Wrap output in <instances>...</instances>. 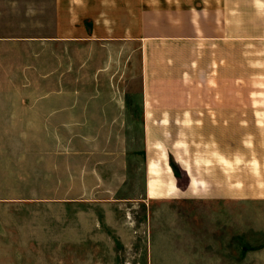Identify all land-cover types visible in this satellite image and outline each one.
I'll return each instance as SVG.
<instances>
[{"label":"crops","instance_id":"0c3cea01","mask_svg":"<svg viewBox=\"0 0 264 264\" xmlns=\"http://www.w3.org/2000/svg\"><path fill=\"white\" fill-rule=\"evenodd\" d=\"M50 2L51 31L34 25L30 33L0 32V90H11L0 96V136L31 137L29 160L61 175L62 185H70L77 162L80 183L90 184L85 194L92 181L114 176L120 183L114 191L142 185V198L151 200L179 195L166 151L153 138L177 127L167 122L195 121L187 126L196 130L203 115L207 201L232 199L231 136H258V193L235 198L264 201V0ZM77 44L96 48L84 52L89 59L75 82L69 49ZM136 72L140 91L120 96ZM104 86L110 95L99 93ZM232 86H248L254 95L232 98ZM76 88L95 92L72 95ZM153 89L206 95L172 97ZM74 143L84 151L72 152ZM182 168L189 175L185 191L199 194L198 179ZM70 193L36 199L76 201Z\"/></svg>","mask_w":264,"mask_h":264},{"label":"rangeland","instance_id":"374dc122","mask_svg":"<svg viewBox=\"0 0 264 264\" xmlns=\"http://www.w3.org/2000/svg\"><path fill=\"white\" fill-rule=\"evenodd\" d=\"M50 1L0 0V32L30 33L34 25L40 33L51 31ZM95 48L70 47L75 82L80 65L89 59L84 52ZM134 79L120 89V96L138 94L137 72ZM106 88L99 93L110 95L111 88ZM152 91L159 95L167 90ZM254 91L232 86L231 96L254 95ZM79 92L90 97L95 90L71 89L72 95ZM167 92L172 97L206 95L204 89ZM0 93L8 96L11 90ZM203 118L200 115L196 130L187 126H195V121L167 122L177 127L153 138L166 151L162 154L168 156L179 195L151 200L142 198V185L130 184L128 192L114 191L120 184L114 176L92 181L85 194L90 184L80 183L77 162L71 163L70 185H62L61 175L48 171L45 163L38 168L29 160L31 137L0 136V199L11 200H0V264H264V201L235 198L239 192L245 197L258 193V136H231L232 199L209 202L204 190L208 154ZM82 151L83 145L72 144V152ZM182 165L198 179L199 194L185 191L189 175ZM69 188L76 201L36 199L47 197L46 192L58 197L57 192Z\"/></svg>","mask_w":264,"mask_h":264}]
</instances>
